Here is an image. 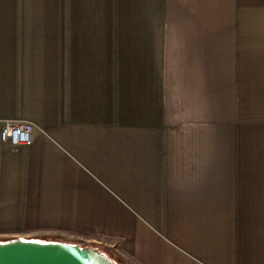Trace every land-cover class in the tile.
I'll use <instances>...</instances> for the list:
<instances>
[{"label": "crops", "instance_id": "0c3cea01", "mask_svg": "<svg viewBox=\"0 0 264 264\" xmlns=\"http://www.w3.org/2000/svg\"><path fill=\"white\" fill-rule=\"evenodd\" d=\"M0 243L116 264H264V0H0Z\"/></svg>", "mask_w": 264, "mask_h": 264}, {"label": "water", "instance_id": "95a60500", "mask_svg": "<svg viewBox=\"0 0 264 264\" xmlns=\"http://www.w3.org/2000/svg\"><path fill=\"white\" fill-rule=\"evenodd\" d=\"M0 264L116 263L92 246L20 238L0 243Z\"/></svg>", "mask_w": 264, "mask_h": 264}, {"label": "built area", "instance_id": "2783aa9c", "mask_svg": "<svg viewBox=\"0 0 264 264\" xmlns=\"http://www.w3.org/2000/svg\"><path fill=\"white\" fill-rule=\"evenodd\" d=\"M33 128L30 122L7 120L2 124L0 137L12 146L25 145L31 141Z\"/></svg>", "mask_w": 264, "mask_h": 264}]
</instances>
